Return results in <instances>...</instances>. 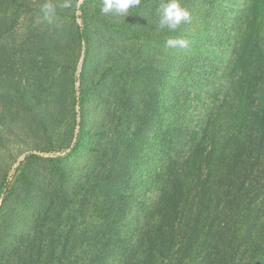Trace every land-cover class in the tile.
Returning <instances> with one entry per match:
<instances>
[{"label": "trees", "instance_id": "trees-1", "mask_svg": "<svg viewBox=\"0 0 264 264\" xmlns=\"http://www.w3.org/2000/svg\"><path fill=\"white\" fill-rule=\"evenodd\" d=\"M165 2L141 0L129 21L113 25L108 14L100 21L98 2L84 0L63 8L59 30L50 32L54 21L42 14L17 46L22 2L0 0V78H11L17 56L42 60L49 50L76 71L85 52L79 88L76 79L66 88L68 114L55 145H32L13 176L17 159L0 163V264H264V40L230 71L225 66L206 98L198 91L205 65L178 60L177 47L166 46L189 38L190 23L161 29ZM136 13L141 20L132 25ZM149 27L160 41L154 75L126 56L133 46L144 57ZM147 68L156 94L144 81ZM2 122L4 149L27 145ZM81 152L83 163H72Z\"/></svg>", "mask_w": 264, "mask_h": 264}, {"label": "rangeland", "instance_id": "rangeland-1", "mask_svg": "<svg viewBox=\"0 0 264 264\" xmlns=\"http://www.w3.org/2000/svg\"><path fill=\"white\" fill-rule=\"evenodd\" d=\"M19 1L22 4H19V21L14 32V38H17L15 40L17 46L21 45V39L25 35H30L31 30L35 29L36 22L37 25L40 24L42 16L40 0ZM94 1L98 2L101 6L100 9H102L103 0ZM64 2L65 0L63 2L60 0L55 5L56 20H54V17V22L49 26L50 32L65 27L67 12L60 7ZM70 2L72 5L77 4L79 9L84 0H70ZM180 4L191 14L190 36L187 39L184 38L188 41V46L177 47L178 53L176 55L178 60L186 61L187 64L191 63L195 67L205 65L202 71V88L198 87V91H201L207 98V94L213 90L214 86L211 80H218L223 75L225 66H228L226 71H230L234 63L243 62L254 41L264 40V0H182ZM96 5L97 3L94 4L93 8ZM153 12L152 17L155 24L158 17L155 16V11ZM142 14H144L145 19V13L142 12ZM81 15L82 11H77L76 16L81 17ZM102 15L104 14H99L100 21H104ZM108 15L109 23L120 25L119 21L122 16L112 12ZM125 18L126 21H129V17ZM140 20V15L136 13L132 25H137ZM78 23L82 25V20L78 19ZM125 24V26H129L127 22ZM98 26L101 25L98 24ZM143 34L145 36V29H143ZM147 35H149V38L144 43V47L148 48V51L144 54V57L139 55V58H137V50L131 49L134 48L133 46L126 49L128 53L126 56L134 59L140 66H143L145 61L148 66L155 68L152 71L154 75L156 74V67H158L160 41L158 40L156 28H150ZM140 39V37H137L133 44L139 43ZM97 41L104 42L101 38H98ZM118 51L124 52L123 50L114 49L113 53ZM48 53L51 52L48 50L47 58L42 60L34 57L29 61L27 56H17L12 75L8 76L11 78H0V125L3 129L6 128L2 122V117H4L10 129L13 128L18 131L16 134L20 133L22 136H27L26 146H20L16 142L6 145L4 143V149V146L0 144V163L3 158L17 159L9 172V176L15 175L20 162L30 153L29 150L32 149L30 148L32 145H37L44 150L51 149V145L52 147L55 145L57 141L56 133L61 135L62 130L65 128L63 121L66 119V113L68 114V106L66 105L70 103V99L67 100L66 88L69 87L71 81L73 82V79L77 81L75 88H79L78 81L83 71V65H85V52L81 56L77 69L75 66L76 71L73 68L75 64L71 69L67 67L64 70L65 59L57 58L56 55L51 53L54 56L52 59ZM123 56L125 54L121 53L113 59L119 60ZM230 60L231 62H229ZM149 69H146V72H148L144 81L153 88L154 94H156L158 85L156 80L152 78ZM85 71L91 76L94 69H91L90 65H86ZM2 72L6 73L4 70ZM175 82L171 81L172 88L176 86ZM104 90V87H100L98 93H104ZM53 109H61L57 118L53 114ZM71 149L72 146L65 153H69ZM82 152L85 153V150ZM82 152L71 158V162L83 163L84 153ZM55 155L57 154L53 153L45 156Z\"/></svg>", "mask_w": 264, "mask_h": 264}, {"label": "clouds", "instance_id": "clouds-1", "mask_svg": "<svg viewBox=\"0 0 264 264\" xmlns=\"http://www.w3.org/2000/svg\"><path fill=\"white\" fill-rule=\"evenodd\" d=\"M141 4V0H103L102 13L108 14L110 12L119 16L129 17L130 9L138 8ZM70 0L60 5L62 8H70ZM45 20L49 23L53 21L56 16V6L51 2L44 3L40 9ZM159 27L161 29L176 30L180 25L191 22V14L185 8H183L179 0H167L162 3L158 9ZM166 46L170 48L175 47H187L188 41L183 38L168 39Z\"/></svg>", "mask_w": 264, "mask_h": 264}]
</instances>
